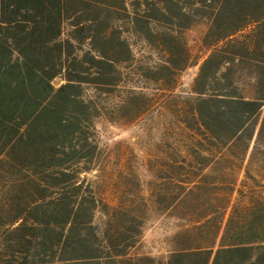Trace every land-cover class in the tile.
<instances>
[{"label": "trees", "instance_id": "16d2710c", "mask_svg": "<svg viewBox=\"0 0 264 264\" xmlns=\"http://www.w3.org/2000/svg\"><path fill=\"white\" fill-rule=\"evenodd\" d=\"M196 19L207 54L182 120L193 143L186 172L156 197L190 227L165 259L138 256L142 221L130 204L95 225L85 175L98 145L84 86L112 84L133 59L123 20L160 49L155 80L175 82L191 60L182 32ZM258 180L264 0H0V264H264Z\"/></svg>", "mask_w": 264, "mask_h": 264}, {"label": "rangeland", "instance_id": "374dc122", "mask_svg": "<svg viewBox=\"0 0 264 264\" xmlns=\"http://www.w3.org/2000/svg\"><path fill=\"white\" fill-rule=\"evenodd\" d=\"M192 23L182 32L190 65L177 74L175 82L164 85L155 80L154 70L163 59L160 49L143 42L123 20L121 29L131 44L133 59L122 65L112 84L84 86L93 100L92 132L98 145L94 166L85 175L97 203L95 225L105 229L114 209L130 204L142 221L133 251L138 256L165 259L175 234L190 227L189 221L175 217L165 204H157L156 197L167 196V181L174 173L186 172L184 161L193 143V134L182 120L186 101L194 98L192 83L207 52L201 47L205 21ZM62 83L61 77L52 81L55 88ZM254 185L246 184L264 188L261 181Z\"/></svg>", "mask_w": 264, "mask_h": 264}]
</instances>
